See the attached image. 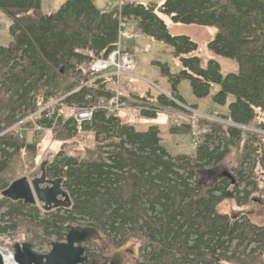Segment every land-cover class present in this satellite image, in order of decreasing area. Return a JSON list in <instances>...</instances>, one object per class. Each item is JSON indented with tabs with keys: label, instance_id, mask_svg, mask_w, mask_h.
Listing matches in <instances>:
<instances>
[{
	"label": "trees",
	"instance_id": "16d2710c",
	"mask_svg": "<svg viewBox=\"0 0 264 264\" xmlns=\"http://www.w3.org/2000/svg\"><path fill=\"white\" fill-rule=\"evenodd\" d=\"M120 6L102 12L94 0H66L57 11L44 13L42 0H0V12L12 22V42L0 46V134L67 94L62 105L78 107L96 105L99 97L109 96L103 87L72 93L89 77L91 52L107 58L117 49L120 17L125 23L135 22L144 36L168 45L181 62L178 74H171L168 65H162V74L172 86L171 96L186 108L164 95L154 101L157 106L186 116L198 112V106L186 104L178 91L182 81H189L197 99H207L216 89L212 99L217 106L234 100L226 114L214 118L248 127L260 119L256 127L264 130V0H165L162 6ZM165 17L175 24L216 29L209 51L236 62L238 71L224 75L216 60L204 65L198 44L187 36L171 35ZM160 113L152 109L142 115L150 120ZM58 124L63 136L59 140L81 130L93 132L97 142L87 157L61 151L46 167L48 179L62 180L70 205L47 211L2 194L36 165L38 147L28 143L29 130L23 138L13 130L0 137V235L11 239L24 227L33 234L32 246L43 247L66 241L74 227L101 233L105 243L119 249L139 244L135 253L141 264H264V223L219 210L231 198L247 206L253 194L263 192L258 172L264 173V136L201 119L196 125L204 131L194 154L174 156L163 145L159 126L138 130L102 110L91 123L62 116ZM51 125L52 121L46 126ZM194 126L184 122L171 127L169 134L194 138ZM233 154L235 184L232 179H213L202 190L201 175L209 177L213 168L234 160ZM232 185H237L234 191L229 190ZM86 253L95 259L87 247Z\"/></svg>",
	"mask_w": 264,
	"mask_h": 264
},
{
	"label": "rangeland",
	"instance_id": "374dc122",
	"mask_svg": "<svg viewBox=\"0 0 264 264\" xmlns=\"http://www.w3.org/2000/svg\"><path fill=\"white\" fill-rule=\"evenodd\" d=\"M65 1L66 0H42V11L44 13H53L57 11ZM94 2L102 12H106L114 10L117 7L121 8L120 5L126 2L162 6L165 3V0H94ZM164 20L171 35L187 36L198 44V55L204 65L210 60H216L221 65L222 73L224 75L238 71V65L236 62L214 56L209 51L208 44L214 39L216 29L197 25L175 24L168 17H165ZM11 24V20L0 12V46L6 47L11 44L12 36L9 32ZM128 25H130L131 28V35L128 39L122 40L121 44L122 50L134 58L135 72L119 78V81L125 86V97L130 98L131 100H137L136 97L156 99L161 94H164L163 92H166L170 96L172 93V86L168 82V79L162 74V65H168L171 74H178L182 70L179 58L174 55L173 49L168 45L156 42L154 39L144 36L135 22H128ZM85 67L86 66L82 68L84 69ZM76 90L81 91L83 88L78 87ZM178 91L186 104L190 106H198V112H196V110L192 116H187V118L184 121H181V123L191 121L193 122V125H196L197 121L201 119L206 118L207 120H211L210 117L226 114L228 112L229 104L234 101L233 99H230L227 106H217L213 103L212 99L213 95L217 92L216 89L212 90V94L207 99H197L192 93L189 81H182L178 86ZM172 110L174 109L165 107L156 119L149 120L139 113V110L136 109L133 102H130L127 108L117 116H121L125 122L134 124L138 130H147L154 125L159 126L163 130V145L170 154L174 156L179 154L193 155L197 144L192 136L169 134L171 127L180 126V124L173 122L176 118H172L169 114ZM173 113H177V111L174 110ZM209 114L213 115L210 116ZM215 122L222 123L219 121ZM259 122H261L260 119L257 123ZM254 123L249 128L243 130L246 135L256 133L264 136V130L258 129L256 127L257 123ZM195 127H193V129H195ZM60 132L61 131L53 133L47 132L41 141L33 142L31 140L28 142L38 147L36 165L32 169L29 168L25 170V173H22L23 175H21L20 179L28 177L30 182H32L33 180L40 178L43 164L46 163L48 165L51 163L61 151L65 152L68 156L82 158L89 156L90 151L97 148V142L93 132L79 130V132L72 138L68 140H59L63 137L60 136ZM30 134L31 133H29L28 136H30ZM236 157L237 154H233L234 160L228 159L221 165L213 168L209 177L203 176L204 174H202V179L200 178L199 184L200 188H202V190L207 188L213 182L209 180L214 179L215 182L217 179H228L231 182V179L227 178V176H233L235 179L236 173L234 167L237 165ZM258 174L259 188L263 192L253 194L250 204L244 207L237 205L235 199H228L219 206L220 212L232 217H235L238 214L240 216L245 215L255 224L262 225L264 223V173L259 171ZM236 187L237 185H232L229 187V190L234 191ZM61 190L65 192L63 186H61ZM242 190L243 186L239 188L240 192H242ZM236 193H238V191ZM42 206L43 204L38 202L34 207L42 208ZM11 236H13L11 241L14 243H30V240L33 238V234L28 233L24 227H21ZM51 241L53 242L54 240L52 239ZM84 246L89 248L95 256L94 260H90L89 258L91 264H141V259L135 253L139 244L135 247L134 243H130L124 248L119 249L105 243L104 236L101 233L95 232L92 234V239L86 242ZM33 248L34 251L40 254H47L52 249V245L41 247L37 244L35 247L33 246ZM89 262L87 264H89Z\"/></svg>",
	"mask_w": 264,
	"mask_h": 264
},
{
	"label": "built area",
	"instance_id": "2783aa9c",
	"mask_svg": "<svg viewBox=\"0 0 264 264\" xmlns=\"http://www.w3.org/2000/svg\"><path fill=\"white\" fill-rule=\"evenodd\" d=\"M120 20L124 21L121 17ZM120 21L119 23V43L117 49L112 52L108 58H100L90 53L89 56L92 58L90 64L87 66L88 79L82 84L80 88L83 87H103V91H106L109 94L107 97H99L96 105H88L84 107H78L77 105L64 106L62 103L69 97L70 94L63 96L59 99L48 102V104L41 106L36 112L30 113L22 121L15 124L12 128L4 132V134L9 133L13 130L19 131L20 138L24 137V134L27 130L31 133V140L33 142L41 141L44 135L47 132L59 131L60 127L58 122L62 116L65 119H75L80 123H91L94 114L97 110L104 111L107 116H116L123 110H125L130 102H133L136 106V109L139 110V113L143 114L144 111L158 110L162 111L165 107H160L155 104L154 98L148 97H136L137 100H131L130 98L125 97L124 91L125 86L119 78L124 75H129L135 71V60L133 56L125 53L122 50L121 41L128 39L131 35V28L128 24H123L125 22ZM161 90V89H159ZM79 90L73 91L72 94L78 92ZM164 95L170 100L174 101L177 105L180 103L175 100L171 95L169 96L166 92H163ZM170 110V109H169ZM169 114L176 119L173 121L176 124H181V121L184 117L187 118L186 114L183 112ZM192 113H195L194 111ZM189 116V115H188ZM209 117L208 115H206ZM211 120H218L214 117H210ZM206 119V118H204ZM41 120H46L48 123H40ZM52 121L51 127L46 125ZM198 122V121H197ZM25 124H29L30 129L24 128ZM196 126V127H195ZM194 127L197 128L198 125ZM26 136V134H25ZM199 139H195L197 144ZM28 178V177H27ZM29 180V178H28ZM5 242V244H4ZM14 242L11 241L8 237L0 235V254L3 256L4 264L9 260L14 261Z\"/></svg>",
	"mask_w": 264,
	"mask_h": 264
},
{
	"label": "water",
	"instance_id": "95a60500",
	"mask_svg": "<svg viewBox=\"0 0 264 264\" xmlns=\"http://www.w3.org/2000/svg\"><path fill=\"white\" fill-rule=\"evenodd\" d=\"M46 166L47 164L44 163L40 178L32 182L27 177L18 179L2 194L7 198L34 206L41 202L42 208L47 211L69 206L68 194L61 190L62 180L48 179ZM229 177L233 180L232 176ZM233 184H235L234 180ZM91 236L92 232L89 229L80 230L73 227L66 241L53 243L52 249L47 254L34 251L29 242H15L13 244L14 259L17 264H87L89 257L84 244L90 240ZM0 264H4L1 254Z\"/></svg>",
	"mask_w": 264,
	"mask_h": 264
},
{
	"label": "bare ground",
	"instance_id": "6f19581e",
	"mask_svg": "<svg viewBox=\"0 0 264 264\" xmlns=\"http://www.w3.org/2000/svg\"><path fill=\"white\" fill-rule=\"evenodd\" d=\"M123 24H128V23H123ZM130 26V25H129ZM109 57V56H108ZM107 57V58H108ZM178 106L180 107V108H186L185 107V105L183 104V103H179L178 104ZM94 119V118H93ZM215 121H219V122H222L223 124H225V125H227V126H237V127H239V128H241L242 130H244V129H247V128H249L248 126H244V125H235L234 123H232V122H228V121H225V120H223V119H218V120H215ZM92 122H93V120H92ZM251 129V128H250ZM195 130V136H194V140L195 139H201V134L203 133V131L204 130H202L201 129V127L200 126H198L197 128H195L194 129ZM6 132V131H5ZM2 135H4V132L2 133V134H0V137L2 136ZM227 178H230L229 176H227ZM232 178H233V176H232ZM231 179V178H230ZM233 180H234V178H233ZM233 180H232V182H233ZM235 182V181H234ZM7 264H15L14 263V261H12V260H9V261H7L6 262Z\"/></svg>",
	"mask_w": 264,
	"mask_h": 264
},
{
	"label": "crops",
	"instance_id": "0c3cea01",
	"mask_svg": "<svg viewBox=\"0 0 264 264\" xmlns=\"http://www.w3.org/2000/svg\"><path fill=\"white\" fill-rule=\"evenodd\" d=\"M179 155H183V154H179Z\"/></svg>",
	"mask_w": 264,
	"mask_h": 264
}]
</instances>
